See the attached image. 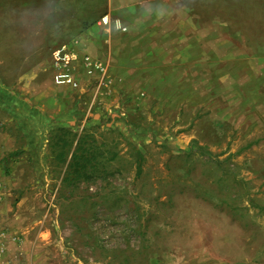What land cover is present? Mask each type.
Masks as SVG:
<instances>
[{
	"label": "rangeland",
	"instance_id": "obj_1",
	"mask_svg": "<svg viewBox=\"0 0 264 264\" xmlns=\"http://www.w3.org/2000/svg\"><path fill=\"white\" fill-rule=\"evenodd\" d=\"M56 1L0 0V127L18 138L12 118L39 111L19 92L33 79L20 71L37 59L34 42L56 46L81 30L77 11H55ZM177 2L185 22H205L191 74L155 96L121 89L113 106L109 95L88 107L81 87L94 82L65 86L78 126L67 135L33 123L44 133L30 139L35 155L7 166L14 185L0 199V264H264V0ZM95 9L91 0L87 25ZM86 114L92 123L82 127ZM79 136L102 163L68 179L59 154Z\"/></svg>",
	"mask_w": 264,
	"mask_h": 264
},
{
	"label": "crops",
	"instance_id": "obj_2",
	"mask_svg": "<svg viewBox=\"0 0 264 264\" xmlns=\"http://www.w3.org/2000/svg\"><path fill=\"white\" fill-rule=\"evenodd\" d=\"M83 2L84 14L81 16L79 12L82 10V0L56 1L53 8L55 11H77L78 22H75V25L81 29L78 37H75L78 38V42L72 43L73 40L71 41L67 33H64L60 44L51 47L44 38H41L34 42L38 44L37 47H33L34 51H38L37 59L31 63L29 69L20 71V74H31L33 77L31 83L19 86V92L24 96L21 98L31 104L32 108H39V111L35 112L31 119L12 118L13 122L23 129L22 138L0 127V199L5 200L6 197L13 195L14 182L8 184L6 180L7 166L14 171L19 167V163L13 162L15 158L24 162L25 158L34 156L35 149L29 144L30 139L34 141L44 136V133L38 131L33 123L46 125L44 127L48 132L55 126L61 127L67 135L72 132V125H77L75 102L71 94L75 87L73 90L66 88L72 87L70 85L61 88L54 80L56 73L54 52L60 45L70 43L75 57L72 65L77 79L81 77L80 81H91L96 84L92 88L81 87L83 93H88L86 96L89 99L92 97L89 108L94 99L107 98L109 95L110 102L105 105L117 104L116 93L121 89L130 92L145 90L154 96L159 95V92L167 89L165 85L182 84V76L191 74L187 69H192L193 66V50L196 49L193 43L200 42L199 28L205 22H185V11L180 7L181 5L178 6L177 0H96V13L91 16L92 21L95 22H90V25L86 23L88 19L90 20L87 12L91 0H83ZM105 16L109 17L107 23L102 20ZM72 23L70 22L68 26H72ZM85 56L93 62L102 64L107 86L99 85L98 78L101 72L98 69L92 68V73L88 72V66L84 62ZM88 115L86 114L84 120H81L82 127L88 126L86 125L89 120ZM99 116L92 115L97 123ZM57 118L59 121H56ZM19 140L26 142L19 144ZM77 140H73L75 147ZM71 143L70 141L69 144ZM74 149L65 152L67 163ZM37 152L40 155V147ZM6 155L12 156L9 164L3 163L5 159H2ZM41 156L46 157L48 161L54 158L46 151ZM38 170L43 169L38 168ZM44 170L48 171V167ZM52 176V172L49 176L47 173V178L52 179Z\"/></svg>",
	"mask_w": 264,
	"mask_h": 264
},
{
	"label": "built area",
	"instance_id": "obj_3",
	"mask_svg": "<svg viewBox=\"0 0 264 264\" xmlns=\"http://www.w3.org/2000/svg\"><path fill=\"white\" fill-rule=\"evenodd\" d=\"M109 17L105 16L102 20L107 23ZM78 40H74L72 43L76 44ZM56 73L54 76L55 82L60 85H70L72 87L79 86V80L74 74L73 61H75L73 49L70 44H64L62 47L58 48L54 52ZM85 65L88 66V72L92 73L93 69L96 68L101 72L98 78V83L101 86H107L108 82L106 75L103 74L104 67L100 62H93L88 56L84 57Z\"/></svg>",
	"mask_w": 264,
	"mask_h": 264
},
{
	"label": "trees",
	"instance_id": "obj_4",
	"mask_svg": "<svg viewBox=\"0 0 264 264\" xmlns=\"http://www.w3.org/2000/svg\"><path fill=\"white\" fill-rule=\"evenodd\" d=\"M86 138L87 137H79L77 140V145L68 163L70 167L68 179H70L72 175L74 178L71 179L74 180L87 177L88 173L96 171L98 166L102 163L100 161L101 152L99 148L93 145L89 146ZM61 139L63 140L64 146H67L70 142L63 137H61ZM59 158L65 161V151L59 154Z\"/></svg>",
	"mask_w": 264,
	"mask_h": 264
},
{
	"label": "clouds",
	"instance_id": "obj_5",
	"mask_svg": "<svg viewBox=\"0 0 264 264\" xmlns=\"http://www.w3.org/2000/svg\"><path fill=\"white\" fill-rule=\"evenodd\" d=\"M162 14V13H161Z\"/></svg>",
	"mask_w": 264,
	"mask_h": 264
}]
</instances>
